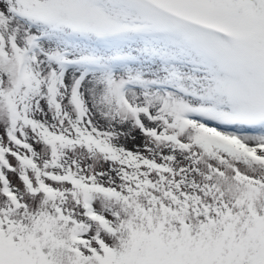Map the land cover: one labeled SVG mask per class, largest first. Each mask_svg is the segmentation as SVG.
Masks as SVG:
<instances>
[{
    "label": "snow or ice",
    "instance_id": "snow-or-ice-1",
    "mask_svg": "<svg viewBox=\"0 0 264 264\" xmlns=\"http://www.w3.org/2000/svg\"><path fill=\"white\" fill-rule=\"evenodd\" d=\"M0 264H264V0H0Z\"/></svg>",
    "mask_w": 264,
    "mask_h": 264
}]
</instances>
